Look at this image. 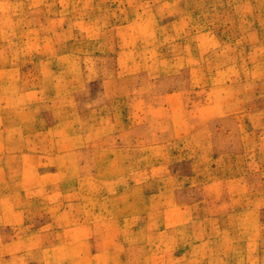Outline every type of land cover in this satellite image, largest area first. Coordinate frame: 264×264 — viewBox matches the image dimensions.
<instances>
[{"label":"rangeland","instance_id":"obj_1","mask_svg":"<svg viewBox=\"0 0 264 264\" xmlns=\"http://www.w3.org/2000/svg\"><path fill=\"white\" fill-rule=\"evenodd\" d=\"M0 264H264V0H0Z\"/></svg>","mask_w":264,"mask_h":264},{"label":"crops","instance_id":"obj_2","mask_svg":"<svg viewBox=\"0 0 264 264\" xmlns=\"http://www.w3.org/2000/svg\"><path fill=\"white\" fill-rule=\"evenodd\" d=\"M106 117L108 119L109 118V115H106ZM96 129L99 130V128H96ZM107 132H109V131H107ZM78 133H79V135H82V132H78ZM69 150H71V149H69ZM65 165H67V163L66 164H58L57 166L59 167V166H65ZM81 227L80 228H78V227L76 228L75 227L76 229L74 231L75 234H74V239H73L74 240V246L75 247H78V248L80 247L82 249L85 248V247H88V245H89V239H90V241L92 242V245H90V246H92V248H94L95 246H98L96 248V250H94L93 254H91L92 257H104V256H108L109 255V252H100V250H98V248L101 245H103V246L107 245V244L104 243L105 241H107V243H108L109 241L113 240L112 233L109 231V229L108 230L101 231L102 233L100 234L99 231H95L94 230V228H95L94 226L93 227L91 226L92 227V231H91V236L89 238L86 235H84V233H82ZM59 228L60 227H58V229ZM58 229H56L55 231H56V235L57 236L59 235L58 238L60 240V237L62 235V232L64 233L65 230H59V232H57ZM100 241H104V242H101L100 243ZM59 245L60 244H58V246ZM70 245L71 244H69V246ZM108 246H109V243H108ZM106 261L109 262L110 260H106Z\"/></svg>","mask_w":264,"mask_h":264}]
</instances>
